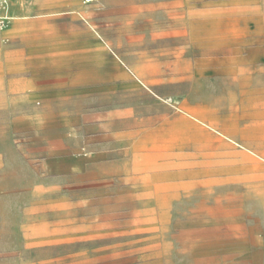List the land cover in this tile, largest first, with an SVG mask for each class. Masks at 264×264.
Masks as SVG:
<instances>
[{"label":"rangeland","instance_id":"obj_1","mask_svg":"<svg viewBox=\"0 0 264 264\" xmlns=\"http://www.w3.org/2000/svg\"><path fill=\"white\" fill-rule=\"evenodd\" d=\"M31 1L63 48L2 88L0 264H264V0Z\"/></svg>","mask_w":264,"mask_h":264},{"label":"crops","instance_id":"obj_2","mask_svg":"<svg viewBox=\"0 0 264 264\" xmlns=\"http://www.w3.org/2000/svg\"><path fill=\"white\" fill-rule=\"evenodd\" d=\"M19 1L15 0V19L10 28L3 32L0 31V113L3 103H12L11 98L7 101L8 98L2 96V88L5 86L14 87L18 82L28 85L36 79H45L44 73H48L45 64L55 63L58 58L57 53L63 48L62 42L53 35L46 39L38 37L46 29L42 18L46 15H23L25 7L21 4L17 5L20 3ZM30 2L33 5L31 0ZM49 11L51 14L54 13L53 9L43 10L44 13ZM4 38H12L14 42L4 45L2 42ZM40 49H46L51 54L50 58L45 59V56L41 54L35 61L34 51ZM2 160L3 151L0 143V167Z\"/></svg>","mask_w":264,"mask_h":264},{"label":"built area","instance_id":"obj_3","mask_svg":"<svg viewBox=\"0 0 264 264\" xmlns=\"http://www.w3.org/2000/svg\"><path fill=\"white\" fill-rule=\"evenodd\" d=\"M15 0H0V30H5L11 26L14 14Z\"/></svg>","mask_w":264,"mask_h":264},{"label":"bare ground","instance_id":"obj_4","mask_svg":"<svg viewBox=\"0 0 264 264\" xmlns=\"http://www.w3.org/2000/svg\"><path fill=\"white\" fill-rule=\"evenodd\" d=\"M14 19H15V18H14ZM9 28H10V27H8L7 29H9ZM7 29H6V30H7ZM6 30H5V31H6Z\"/></svg>","mask_w":264,"mask_h":264}]
</instances>
